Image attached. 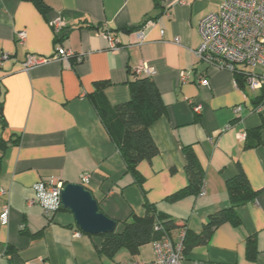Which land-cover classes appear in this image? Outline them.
<instances>
[{"label": "crops", "instance_id": "0c3cea01", "mask_svg": "<svg viewBox=\"0 0 264 264\" xmlns=\"http://www.w3.org/2000/svg\"><path fill=\"white\" fill-rule=\"evenodd\" d=\"M43 1L46 14L32 0H0V56L10 55L0 67L5 118L0 138L8 141L0 149V191H7L0 195V214L5 203L11 206L8 224L0 223V264H158L152 242L136 254L123 248L113 258L100 257L102 235L81 231L70 211L60 210L49 220L41 206L30 204L40 181L80 183L88 173L85 187L100 210L118 222L116 231L132 214L143 216L147 200L199 234L212 214L230 206L227 180L240 171L259 191L237 208L240 225L216 228L207 243L191 248L184 264H264V146L246 145L248 131L262 125L264 112L257 109L264 89L251 91L235 72L206 66L196 54L200 22L219 10L220 0H159L158 7L156 0ZM58 18L66 24L61 42L51 25ZM105 27L118 39L114 46ZM141 29L146 35L139 44ZM20 30L27 32L24 44L16 39ZM63 50L83 54V60L52 59L23 68L28 54L53 57ZM142 62L154 70L151 78L166 114L150 127L159 153L139 164L140 188L92 97L111 108L127 102L130 69ZM197 69L208 76V86L193 77L181 82L182 72ZM103 81L109 85L98 88ZM190 101L201 104V111ZM184 146H193L205 170L204 194L167 200L188 183ZM251 236L258 249L255 261L247 257Z\"/></svg>", "mask_w": 264, "mask_h": 264}, {"label": "trees", "instance_id": "16d2710c", "mask_svg": "<svg viewBox=\"0 0 264 264\" xmlns=\"http://www.w3.org/2000/svg\"><path fill=\"white\" fill-rule=\"evenodd\" d=\"M37 7L46 14L48 6L43 0H32ZM160 4L156 0V6ZM67 34L56 36L57 41H64ZM131 79L128 82L130 99L115 108H111L105 99L99 100L92 97L94 106L100 115L111 139L116 144L125 164L127 172L134 177L135 183L142 188L144 177L138 169L144 160H152L159 153L152 136L150 127L161 116L166 114V105L162 95L151 77H137L130 69ZM237 79H244L243 72H235ZM97 87L109 85L108 81L97 82ZM2 103L0 102V108ZM0 122L5 126V118L0 113ZM264 117L262 125L248 131L246 145L248 147L264 146ZM8 141L0 138V149L4 150ZM186 157L187 185L168 196L166 199L175 201L189 195L199 196L204 188L205 170L201 165L198 155L193 146H184ZM2 157L0 156V170ZM227 188L230 198V206L209 217L204 223L203 230L199 234L192 233L187 225H183L168 215L159 212L156 207L147 200L144 203L145 214L138 216L132 214L128 219L122 221L123 229L113 233L102 235L103 241L97 248L100 257L113 258L121 249L126 248L132 254H136L139 247L161 239L164 235L174 237L182 228H186L184 237L185 256L196 244L207 243L216 228L226 222L240 225L241 220L237 208L247 201L253 200L259 191H254L244 174L240 171L237 175L227 180ZM60 210L68 211L63 207ZM59 210V211H60ZM101 211V210H100ZM118 223V222H117ZM247 257L251 261L256 260L257 243L255 236L247 241Z\"/></svg>", "mask_w": 264, "mask_h": 264}, {"label": "built area", "instance_id": "2783aa9c", "mask_svg": "<svg viewBox=\"0 0 264 264\" xmlns=\"http://www.w3.org/2000/svg\"><path fill=\"white\" fill-rule=\"evenodd\" d=\"M150 24V23H149ZM54 34L62 36L66 24L60 18L51 21ZM149 26V25H148ZM147 26V27H148ZM202 37L196 54L198 61L206 66H216L232 72H243L244 82L253 92L264 89V0H220V8L205 15L199 26ZM105 36L114 46L118 39L112 35L111 30L104 28ZM145 29L137 32L139 44L145 39ZM18 43L24 44L27 40V32L20 30L16 34ZM75 57L83 60V54H75L70 50H63L53 57L28 54L23 62V68L30 70L38 65L49 62L52 59L60 60ZM10 59L9 54L0 56V67ZM241 65V66H239ZM137 77H152L154 70L147 62H142L131 68ZM193 77L202 86L209 85V78L202 70H192L181 73V82H188ZM192 78V79H193ZM194 110L200 112L201 104H194ZM241 107L234 112L238 113ZM264 112V100L257 109ZM90 182L88 173L82 174L80 184L86 186ZM65 184L62 180L40 181L35 184V198L30 204H38L43 209L44 216L52 220L62 205L61 192ZM7 191H0V195H6ZM204 194V190L201 195ZM11 206L7 202L2 207L0 223L7 225ZM79 234V233H78ZM186 228H182L174 237L164 235L161 239L152 242L158 264H184V237ZM138 264V263H131Z\"/></svg>", "mask_w": 264, "mask_h": 264}, {"label": "water", "instance_id": "95a60500", "mask_svg": "<svg viewBox=\"0 0 264 264\" xmlns=\"http://www.w3.org/2000/svg\"><path fill=\"white\" fill-rule=\"evenodd\" d=\"M63 208L70 211L86 234L104 235L117 230L118 223L102 211L92 192L80 183L65 184L61 192Z\"/></svg>", "mask_w": 264, "mask_h": 264}, {"label": "rangeland", "instance_id": "374dc122", "mask_svg": "<svg viewBox=\"0 0 264 264\" xmlns=\"http://www.w3.org/2000/svg\"><path fill=\"white\" fill-rule=\"evenodd\" d=\"M239 66H241V65H239ZM70 214H72V213H70Z\"/></svg>", "mask_w": 264, "mask_h": 264}]
</instances>
